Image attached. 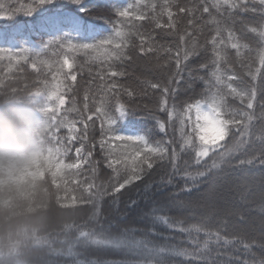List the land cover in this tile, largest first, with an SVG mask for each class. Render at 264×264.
Wrapping results in <instances>:
<instances>
[{
  "label": "snow or ice",
  "instance_id": "obj_1",
  "mask_svg": "<svg viewBox=\"0 0 264 264\" xmlns=\"http://www.w3.org/2000/svg\"><path fill=\"white\" fill-rule=\"evenodd\" d=\"M68 6L75 8L60 11L58 0H32L27 6L21 4L22 11L17 10L15 13L11 10L5 12L0 6V19L14 22L16 15L37 19L39 29L51 36L48 41L35 47L37 58L48 51H52L54 56L61 51L83 52L89 56L90 62H98L100 65L95 73L88 69V75L92 79L87 81L82 110L72 109L80 112V120L61 119L57 127L62 125L67 129L69 135L66 139L69 144L80 141V146L75 150L76 162L71 166L80 169L83 164H87L91 171L88 188L92 190L90 203L95 227L81 234L86 246H98L108 252L134 258L117 261L97 256L92 259L84 253L80 254L83 259L78 264H170L172 257L183 258L190 264H215V260L206 253L210 251L212 243L220 244L221 241L224 244L239 243L248 251L252 245L244 243L240 236L229 240L222 237L219 230L213 231L209 227L211 216L222 215L236 217L237 225H248L250 220L244 212L213 210L210 215V210L201 209L198 222L188 223L187 226L184 220L174 219L166 212L172 208H192V202L179 199V195L191 193L197 181L211 178L213 170L220 169L235 151L246 148L253 142L257 128L255 108L258 94L264 95V77H260V68H264V19L254 25L251 21L238 18V14L243 16L247 13H259L264 18V0H199L198 3L193 0L184 3L181 0H162L160 3L157 0H136V3L126 5L105 3L99 7L104 8L109 15H101L97 19H103L110 27L107 29L108 34L102 38L98 37L103 29H98L86 19L91 16L93 9L86 7L84 0H66L64 7ZM205 14L208 17L206 20ZM145 22L152 27L145 29ZM237 24L242 25L240 30H237ZM206 28L208 32L205 35ZM156 30L165 36L174 37L175 43L168 46L159 43ZM247 32L255 33L261 45L256 50L260 68L253 72L251 63L247 65L250 81L236 72L229 58V50H234L241 67L245 66L244 59H252L245 54H250L253 49L248 43L242 42ZM3 35L0 34V38ZM201 36H204L202 43ZM7 43L6 48L0 46V53L8 52L10 62L26 61L29 57L22 53L33 51L29 47V36L19 28L13 31ZM140 57L155 58V63L149 60L145 66L157 75V79L153 82L137 78L141 85L137 91L130 85L120 83L129 73L118 65L128 63L135 66L134 60ZM198 58H202L201 62L195 68L190 67V62ZM0 59H4V56L0 55ZM40 63L49 69L54 67L51 61L42 60ZM56 63L59 64L53 74L56 83L47 91V99L50 101L48 111L54 113L53 122L56 121L55 113L64 109L67 103L66 94L75 90L74 82L77 79L76 73L72 71L73 60L67 55ZM36 67L34 61L32 68ZM64 69L68 71L64 73V79L60 80L58 77ZM201 72L205 75H200ZM69 80L73 83H67ZM94 80L99 83L90 95ZM197 81L203 84L204 98L189 96L178 105L176 100L181 85L188 92L193 90ZM149 89L158 93L155 109L147 104H126L121 99L122 95L129 101L137 96L146 97ZM229 98L238 99L244 107L233 108ZM72 103H76L75 97L72 98ZM259 107L260 135L255 138L261 141V150L251 159H241L237 167L256 163L264 167V101L260 102ZM138 111L151 116L159 131L165 135L167 129L178 121L179 151L175 138L150 143L146 135L126 134L116 129L117 124L135 117ZM155 112L166 113L167 120L156 116ZM96 118L100 119L102 133L99 141L102 154L100 160L92 159L95 144L82 155L89 140V122L94 123ZM105 121L108 124L107 131L104 129ZM78 123L83 124L82 129L77 127ZM229 139L232 141L231 146H228ZM181 153L190 154L194 165H202L203 170L189 171L188 161L184 162L181 170ZM209 159L211 164L207 163ZM101 162L111 170V174L97 183V171ZM165 165H170V171L161 175L158 181L154 180V168L162 169ZM177 179L184 181L182 187L175 184ZM137 182L143 185L142 189ZM169 186L179 187V192L169 193L163 202L153 200L156 193L151 192V189L161 192ZM130 187H136V195L152 203L148 218L153 225L159 223L190 235L203 233L207 239L200 242L192 238L190 243L194 248L188 249L161 243L156 239L161 234L154 227L137 229L122 224L120 218L138 205V200L130 198L125 202L123 210L118 207L122 190ZM259 188V223L264 228V177L260 180ZM219 223L226 221L220 220ZM260 248L264 250V243ZM236 261L237 264H264V256L259 260H240L236 257Z\"/></svg>",
  "mask_w": 264,
  "mask_h": 264
},
{
  "label": "trees",
  "instance_id": "obj_2",
  "mask_svg": "<svg viewBox=\"0 0 264 264\" xmlns=\"http://www.w3.org/2000/svg\"><path fill=\"white\" fill-rule=\"evenodd\" d=\"M32 0H0V6L5 12L11 10L16 12L20 9V5L27 6ZM151 2V0H147ZM158 3L162 0H157ZM182 3L188 0H181ZM198 3L199 0H193ZM85 6L93 9L91 16L86 19L94 24L100 32V37L107 35V29L110 27L105 24L103 19H97L98 16L109 15L106 10L99 5L136 3V0H84ZM66 0H58L60 11H68L74 9L75 6L65 8ZM259 8V5H257ZM114 18V17H113ZM208 17L205 14L204 19ZM245 21H251L252 24H259L262 18L259 13H247L239 16ZM166 19V18H165ZM36 25V26H34ZM152 26L145 22V29ZM22 29L29 36L33 48L32 52L22 53L29 58L20 60L18 63L13 60L9 61L8 52L0 53L4 59H0V155L14 156L18 158H27L30 160L27 168L23 170V180L18 179L21 172H15L9 176L5 172H0V264H78L83 259L80 254L87 255L95 259L102 256L107 260L133 259L134 257H125L119 253H111L98 246H86V241L82 238V233L95 227L92 221L91 196L88 184V178L91 176L89 165L83 164L80 169L72 167L76 162V148L80 146V141L68 143L66 137L69 135L67 129L62 125L57 127L61 119L64 120H80V112L72 109L82 110L84 103L85 88L88 87L87 81L92 79L88 75L90 68L95 73L100 66L98 62H90L89 56L83 52L74 53L61 51L58 55H52V51L41 53L39 58L36 56L35 47L42 45L48 41L51 36L45 31L39 29L37 19L27 18L23 15H16L14 22L0 19V34H4L0 38V46L8 47V38L12 36L15 29ZM237 30L242 25H236ZM141 29V31L145 30ZM208 29H205V35ZM239 34V31H238ZM158 42L166 46L175 43V38L165 36L159 30H156ZM201 43L204 36H201ZM83 42V41H77ZM90 42V41H87ZM248 43L253 51L245 56H251L252 59H244V67H241L237 61L234 50H229V58L231 59L236 72L250 81L247 76L248 64L251 63L252 71L260 68L259 60L256 58V50L261 45L259 37L255 33L247 32L242 40ZM14 54V53H13ZM67 55L73 60V72L76 73L77 79L74 82V91L66 94L67 103L60 112L55 113L56 121L53 122L54 113L48 111L50 101L47 99V91L56 83L53 74L59 67L57 61H62ZM51 61L54 67L49 69L40 61ZM151 60L155 63L154 57H140L134 60L135 66L125 63L118 67L129 73L128 76L120 80L121 84L130 85L139 91L137 78L150 79L156 82L157 75L146 68V62ZM202 58L192 60L190 67L195 68ZM36 62L37 67L32 68V63ZM174 67V64H173ZM68 70L64 69L58 79H64V73ZM200 75H205L201 72ZM231 74V73H229ZM260 77H264V68H260ZM260 77L257 83L260 82ZM67 83L72 84L70 80ZM98 80H94L90 95L95 91ZM148 90L146 97L137 96L134 100L129 101L126 96H121L124 103L130 105L147 104L150 108H156V96ZM189 96L195 99L204 98V87L200 81H197L192 91L186 92L184 85L179 89V95L176 103L186 100ZM76 98V103H72V98ZM264 101V95L258 94L255 108L257 117L255 136L253 142L246 148L235 151L234 154L227 158L226 162L220 169L213 170L212 177L203 181H197L195 189L191 193L179 195V199L192 202L190 209H169L166 214L174 219L185 221L188 223L198 222L201 209L221 210V211H237L247 214L250 223L248 225H237L236 217L222 215L220 217L211 216L209 227L213 230H219L222 237L233 240L240 236L244 243L252 245L245 251L239 243L220 244L212 243L207 256L215 260V264H237L236 257L240 260H259L264 256V250L260 245L264 243V228L260 226L259 218V183L264 177V167L258 163L254 165H245L237 167L241 159H251L259 154L262 144L256 139L260 135L259 132V115L261 109L259 104ZM54 103V102H51ZM91 103V100H90ZM229 103L233 108L241 109L238 99L229 98ZM115 115V113H112ZM156 116L167 120L166 113L155 112ZM193 120L195 113L192 114ZM78 128H83V124L78 123ZM179 124L175 122L174 126L167 129V135L161 133L156 126V121L146 112L138 111L135 117L130 120L121 121L116 125L118 131L126 134L146 135L150 143L161 140L176 139L177 151H179ZM104 129L107 131L108 124L105 121ZM82 135V133H80ZM100 119L96 118L93 122H89V140L85 144L84 153L91 148L93 144V160L101 159L99 141L101 139ZM63 141V144L61 143ZM232 145L231 139L228 146ZM69 148V151H67ZM171 151V149H170ZM188 161L189 171L203 170L201 166H195L190 154L181 153L179 164L181 170L184 168V162ZM211 164V159L207 161ZM170 171V165L154 168L153 179L158 181L161 175ZM111 174V170L106 168L101 162L97 171V183L100 180L107 179ZM247 181V183H246ZM175 184L182 187L184 181L177 179ZM139 188L143 185L137 182ZM227 189L229 201L227 203L215 201L212 195L221 189ZM156 193L153 196L154 201L163 202L169 193L179 192V187L169 186L167 189L157 192L155 188L150 190ZM137 188L130 187L122 190L120 194V203L118 207L123 210L125 202L129 199L138 200V205L131 211L121 217L122 224H128L137 229L155 228L160 233L156 237L161 243H168L178 247L193 249L194 245L190 243L192 238L203 242L207 237L203 234L182 233L174 229H169L162 224L153 225L148 218L152 203L147 199H141L136 195ZM220 220L226 223H219ZM215 238H213L214 240ZM170 264H190L189 261L180 257L170 258Z\"/></svg>",
  "mask_w": 264,
  "mask_h": 264
},
{
  "label": "clouds",
  "instance_id": "obj_3",
  "mask_svg": "<svg viewBox=\"0 0 264 264\" xmlns=\"http://www.w3.org/2000/svg\"><path fill=\"white\" fill-rule=\"evenodd\" d=\"M30 160L27 158H18L14 156H3L0 155V172H5L11 176L15 172H21L18 179L23 180V170L27 168Z\"/></svg>",
  "mask_w": 264,
  "mask_h": 264
},
{
  "label": "rangeland",
  "instance_id": "obj_4",
  "mask_svg": "<svg viewBox=\"0 0 264 264\" xmlns=\"http://www.w3.org/2000/svg\"><path fill=\"white\" fill-rule=\"evenodd\" d=\"M227 189H221L220 191L218 190L217 193L212 195V198L215 201H220V202H225L227 203L229 201L228 193L226 192Z\"/></svg>",
  "mask_w": 264,
  "mask_h": 264
}]
</instances>
